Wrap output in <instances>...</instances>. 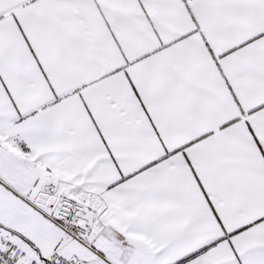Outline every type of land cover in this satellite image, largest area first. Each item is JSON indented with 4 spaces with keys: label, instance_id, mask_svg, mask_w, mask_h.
<instances>
[{
    "label": "snow or ice",
    "instance_id": "snow-or-ice-1",
    "mask_svg": "<svg viewBox=\"0 0 264 264\" xmlns=\"http://www.w3.org/2000/svg\"><path fill=\"white\" fill-rule=\"evenodd\" d=\"M0 264H264V0H0Z\"/></svg>",
    "mask_w": 264,
    "mask_h": 264
}]
</instances>
